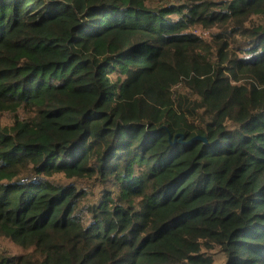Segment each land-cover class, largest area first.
I'll return each mask as SVG.
<instances>
[{
	"label": "trees",
	"instance_id": "obj_1",
	"mask_svg": "<svg viewBox=\"0 0 264 264\" xmlns=\"http://www.w3.org/2000/svg\"><path fill=\"white\" fill-rule=\"evenodd\" d=\"M0 264H264V0H0Z\"/></svg>",
	"mask_w": 264,
	"mask_h": 264
},
{
	"label": "water",
	"instance_id": "obj_2",
	"mask_svg": "<svg viewBox=\"0 0 264 264\" xmlns=\"http://www.w3.org/2000/svg\"><path fill=\"white\" fill-rule=\"evenodd\" d=\"M196 139H201V140H204L206 142V140L204 138L197 137ZM196 139H194V140H196ZM193 141H191V142H193Z\"/></svg>",
	"mask_w": 264,
	"mask_h": 264
}]
</instances>
